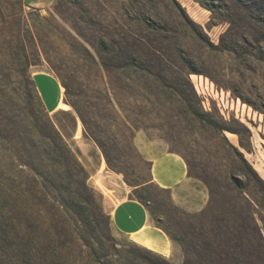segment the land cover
<instances>
[{
  "label": "rangeland",
  "instance_id": "1",
  "mask_svg": "<svg viewBox=\"0 0 264 264\" xmlns=\"http://www.w3.org/2000/svg\"><path fill=\"white\" fill-rule=\"evenodd\" d=\"M8 1L0 0V28L4 21L13 26V18H6ZM22 5L28 24L36 13L54 19L53 24L62 25L87 48L99 67L98 54L78 34L92 42L103 37L108 41L104 56L111 71L114 120L112 136H107L109 140L115 136L118 144L109 141L110 157L129 179L149 176V167L142 163L147 161L142 154L145 146L150 155H183L194 172L218 166L221 160H235L220 136L202 130L191 117V110L200 109L232 130L224 132L228 143L238 148L241 141L250 149V153L240 151L264 180V0H22ZM60 32H53L55 39L48 47L52 63L64 70L71 90H78L84 110L93 116L102 114L95 66ZM4 49L0 43V51ZM8 63L0 54V69ZM151 70L159 77L150 76ZM28 74L48 117L77 155L88 185L101 196L109 215L117 200L130 198L132 188L121 173L106 167L100 149L84 135L76 113L62 101L63 88L46 60L42 57L39 65L30 66ZM121 120L133 124L132 140L122 141ZM5 155L0 140V181L13 178L17 170ZM191 179L208 197L205 186ZM143 195L154 223L170 226L177 215L170 193L152 186ZM110 228L121 247L137 246L171 264L183 262L175 243L172 254L165 257L116 232L111 222Z\"/></svg>",
  "mask_w": 264,
  "mask_h": 264
},
{
  "label": "trees",
  "instance_id": "2",
  "mask_svg": "<svg viewBox=\"0 0 264 264\" xmlns=\"http://www.w3.org/2000/svg\"><path fill=\"white\" fill-rule=\"evenodd\" d=\"M6 6L10 13L6 18H13V26L4 21L0 28V43L6 47L0 54L9 60L0 69V140L6 159L11 160L9 166L17 170L13 178L0 181V264H171L148 250L116 243L101 196L88 185L86 170L51 122L28 74L30 66L39 65L42 57L46 60L63 88L62 101L76 113L84 135L100 149L106 167L123 175L132 188L129 200L147 209L143 193L152 186L161 192L169 190L151 182V162L142 161L149 167L147 178L132 180L110 157L109 141L118 144L115 136L112 140L107 136H112L114 120L111 71L104 56L108 41L103 37L92 42L77 32L98 54L99 67L87 48L62 25L53 24L54 19L36 13L28 24L22 16V0H9ZM1 12L0 7V16ZM54 31L81 48L95 66L100 86L97 106L102 114L93 116L84 110L78 90H71L64 70L52 63L48 47L55 39ZM148 74L159 77L152 70ZM193 98L200 105L194 92ZM190 115L202 130L220 136L235 160H221L218 166L194 172L178 154L187 176L205 186L208 201L196 213L172 205L177 215L170 219V226L156 222V227L181 249L182 264H264V180L240 151L250 153V149L241 141L238 148L228 143L224 132L232 130L215 121L212 113L195 109ZM120 126L122 141L132 140L133 124L121 120Z\"/></svg>",
  "mask_w": 264,
  "mask_h": 264
},
{
  "label": "crops",
  "instance_id": "3",
  "mask_svg": "<svg viewBox=\"0 0 264 264\" xmlns=\"http://www.w3.org/2000/svg\"><path fill=\"white\" fill-rule=\"evenodd\" d=\"M150 152L148 146L142 150L147 161L151 162V182L169 190L172 203L183 211H201L207 204V193L187 176L184 160L172 153L150 155ZM109 215L112 228L130 241L165 257L172 254L173 242L156 227L147 210L138 202L122 197L115 202Z\"/></svg>",
  "mask_w": 264,
  "mask_h": 264
},
{
  "label": "bare ground",
  "instance_id": "4",
  "mask_svg": "<svg viewBox=\"0 0 264 264\" xmlns=\"http://www.w3.org/2000/svg\"><path fill=\"white\" fill-rule=\"evenodd\" d=\"M65 106V105H64ZM66 107V106H65Z\"/></svg>",
  "mask_w": 264,
  "mask_h": 264
}]
</instances>
